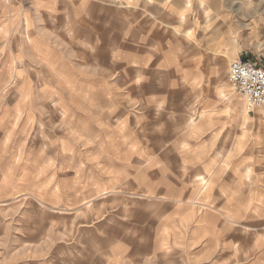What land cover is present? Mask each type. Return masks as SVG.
I'll use <instances>...</instances> for the list:
<instances>
[{
	"label": "rangeland",
	"instance_id": "obj_1",
	"mask_svg": "<svg viewBox=\"0 0 264 264\" xmlns=\"http://www.w3.org/2000/svg\"><path fill=\"white\" fill-rule=\"evenodd\" d=\"M12 1L10 6H1L4 13L0 15L4 21L0 38L4 41L0 44V264H114L115 256H135L146 247L154 252L151 247L158 246L135 242L141 237L135 238L134 229L148 215L143 211L149 208L147 195L158 184H165L171 198H182L183 189L174 179L175 168L181 166H163L173 167V181H159L165 177L156 179L148 171L151 166L145 164L144 172L135 179V166L129 162L138 153L135 142L140 134L131 126L153 128L143 134L144 141L154 138L152 146H142L144 159L172 162L189 155L185 143L191 134L184 132L183 124L195 122V116L185 120L174 107L167 73L160 77L161 84L144 85L143 94L150 97L143 103L151 108L135 112L119 101L118 87L101 78L102 72L87 69L88 64L97 65L106 56L99 47L103 27L95 21L96 28L89 31L99 49L89 52L86 18L77 12L76 0H48L46 15L38 13L34 1ZM93 1L96 20L104 14H126L128 23L141 18L148 34L146 23L158 17L159 36L176 37L178 44L186 46L197 43L198 36L190 26V20L198 25L200 18L196 0L189 1L190 7L185 9L182 0H84L88 6ZM172 15L173 27H166ZM238 22L240 27L245 25ZM188 29L191 39L186 37ZM31 35L37 44L39 36L46 38L45 63L38 62L42 43L35 45ZM246 40L239 37L240 48ZM249 44L261 51L241 52L239 57L264 63V39ZM160 47L166 48L164 57L171 56L172 45ZM229 64L222 61L215 72L235 92L227 80ZM237 97L239 108L246 110L243 97ZM118 125L127 129L120 131ZM119 158L127 162L126 180L111 173L118 172L113 169ZM114 179L116 184H124L103 190ZM136 183L143 185L142 194ZM95 192L105 195L93 196ZM254 223H259L257 217ZM116 240L135 243L113 245ZM254 252L255 261L247 263ZM238 256L239 264H264V238L254 243L240 238Z\"/></svg>",
	"mask_w": 264,
	"mask_h": 264
},
{
	"label": "crops",
	"instance_id": "obj_2",
	"mask_svg": "<svg viewBox=\"0 0 264 264\" xmlns=\"http://www.w3.org/2000/svg\"><path fill=\"white\" fill-rule=\"evenodd\" d=\"M30 1L35 2L39 14L46 15L50 5L48 0ZM189 1L182 0V8H189ZM196 1L200 18L198 25L190 20V26L198 36L197 43L187 46L178 44L176 37L159 36L158 17H151L146 23L150 26L147 34L141 18L128 23L126 14L113 17L104 14L96 20L94 1L89 6L84 0L75 1L77 12L81 11L86 18L89 52L99 50L95 48L94 40H90L89 31L96 28L95 21L103 27L99 47L106 56L100 62L102 65L88 64L87 69L102 72L101 78L118 87L119 101L126 102V107L135 112L144 107L151 108L143 103L150 97L143 94L144 85L161 84L160 77L167 73L169 80L166 83L173 85L174 107L179 108L178 112L185 120L187 116H195L196 120L183 124L184 132L191 134L185 143L189 155L170 160L172 162L157 157L144 159L142 146H152L154 138L145 137L144 141L143 134L153 132V128L143 124L131 126L140 134L135 142L138 153L129 162L135 166L134 178L144 172V164L150 165V174L158 180L165 177L159 181L175 179L183 189V195L182 198H171L165 184H158V188L147 195L149 203L145 205L149 208L143 211L148 215L134 229L135 238L141 237L135 240L137 244L158 248L151 247L154 252L142 248L140 254L131 257L115 256L114 264H239L240 238L252 243L259 237L264 238V105L251 111L240 109L239 94L232 92L226 80L215 72L221 69L222 61L230 63L241 52L261 51L249 43L264 39V0ZM6 3L10 6V0H0V15L4 13L1 6ZM8 10L10 8L5 12ZM84 17L81 19L85 20ZM170 19L166 27L170 24L173 27L174 16ZM237 19L245 25L240 27ZM3 35L4 21L0 18V38ZM241 36L248 38L242 48L239 46ZM186 37L191 39L190 29L186 31ZM30 38L35 45L42 43V49L38 48L41 57L38 62L45 63L46 38L39 36L38 44L35 35ZM2 40L0 44L4 42ZM164 44L174 47L173 51L170 47L171 56L166 54L164 57L166 48L160 47ZM117 129L127 128L118 125ZM126 163L118 159V167L113 169L118 172H111L114 178L116 175L126 180ZM169 163L181 166L175 168L174 179H171L173 167L163 168ZM123 184H116L114 179L104 185L103 190L117 189ZM134 186L142 194L143 185L136 183ZM103 195L105 193L93 194ZM256 217L258 224L254 223ZM182 236L185 240L181 242ZM135 242L116 240L112 244ZM256 256L254 252L247 258V263L255 261Z\"/></svg>",
	"mask_w": 264,
	"mask_h": 264
},
{
	"label": "built area",
	"instance_id": "obj_3",
	"mask_svg": "<svg viewBox=\"0 0 264 264\" xmlns=\"http://www.w3.org/2000/svg\"><path fill=\"white\" fill-rule=\"evenodd\" d=\"M228 82L243 97L245 109L264 105V63L250 58H236L228 67Z\"/></svg>",
	"mask_w": 264,
	"mask_h": 264
}]
</instances>
